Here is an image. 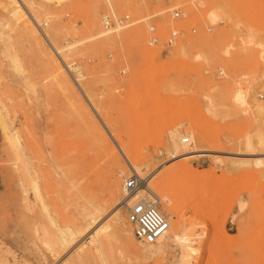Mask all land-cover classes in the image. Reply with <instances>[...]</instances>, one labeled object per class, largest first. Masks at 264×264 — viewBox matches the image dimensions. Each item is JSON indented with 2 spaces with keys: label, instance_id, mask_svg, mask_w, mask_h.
Returning <instances> with one entry per match:
<instances>
[{
  "label": "rangeland",
  "instance_id": "rangeland-1",
  "mask_svg": "<svg viewBox=\"0 0 264 264\" xmlns=\"http://www.w3.org/2000/svg\"><path fill=\"white\" fill-rule=\"evenodd\" d=\"M212 11L219 15L214 25ZM106 14L126 15L130 25L104 32ZM172 31V46L150 43ZM262 88L264 0H0V116L22 156L16 160L0 124V264H77L73 252L54 253L51 219L64 227L75 211L99 207L90 231L114 212L121 219L111 223L120 243L103 247L107 264L121 257L134 264H264V128L248 111H223L235 90L246 91L250 105ZM209 100L215 117L205 108ZM174 135L192 136L181 145L194 154L173 158ZM248 135L256 152L247 156ZM134 174L165 196L173 213L156 207L167 222L179 223L150 260V246L134 239L119 205L123 181ZM111 179L118 185L113 203ZM91 241H80L83 264H104Z\"/></svg>",
  "mask_w": 264,
  "mask_h": 264
},
{
  "label": "bare ground",
  "instance_id": "bare-ground-1",
  "mask_svg": "<svg viewBox=\"0 0 264 264\" xmlns=\"http://www.w3.org/2000/svg\"><path fill=\"white\" fill-rule=\"evenodd\" d=\"M38 2L41 5H60V3L67 1V0H33ZM104 3H108V0H103ZM26 3H28L26 1ZM38 5V4H37ZM63 5V4H62ZM32 6V5H31ZM27 7V6H26ZM37 7V6H36ZM35 7V8H36ZM54 7V6H53ZM57 7V6H56ZM55 7V8H56ZM33 8V7H32ZM50 8V7H48ZM52 8V7H51ZM46 9V8H45ZM33 10V9H32ZM39 10V9H38ZM41 10V9H40ZM39 10V11H40ZM53 11V9H51ZM46 11V10H45ZM50 11V10H49ZM48 11V12H49ZM55 11V10H54ZM30 12V11H29ZM36 13V12H35ZM56 13V11H55ZM37 14V13H36ZM55 15V14H54ZM207 19L208 22L211 25L217 24V22L219 21V15L217 12L212 11V12H208L207 13ZM33 21V20H32ZM31 21V22H32ZM94 22V21H93ZM92 21H89V26L91 28V30H94V23ZM36 25V24H35ZM37 26V25H36ZM43 26H46V24H43ZM38 28V26H37ZM42 32V31H41ZM97 39L101 37L100 33H96L95 34ZM105 35V34H104ZM104 37V36H103ZM105 40V39H104ZM48 44H50L48 42ZM53 66V65H52ZM55 67V66H54ZM54 69V68H53ZM261 87V86H260ZM78 88V87H77ZM262 92H264V88L261 89ZM81 93V92H80ZM261 93V92H260ZM246 91H242V90H235L234 92L231 93V96L228 97V101L227 103H229V105L226 104V107L224 108V113L225 114H237L240 111L244 112V111H248L250 113V115L253 116V118L255 119V122L260 125L262 128H264V104H262L261 101H259L257 99V97L253 98V96L251 95V101H250V105L247 104V99L246 98ZM207 104H205V108L207 110H209V114L213 117H215V104L209 100V102H206ZM209 103V104H208ZM246 107V108H245ZM246 113V112H245ZM222 114V113H221ZM243 114V113H242ZM224 117V115H222ZM226 117V116H225ZM224 117V118H225ZM227 118V117H226ZM0 124L3 128L4 134H5V142L6 144L13 149V151L17 154L16 160L21 161V155H18V152L20 150V143L18 140V137L15 133H11V132H7L6 127L2 125V120H1V116H0ZM256 124V125H257ZM5 125V124H4ZM261 133V131H260ZM264 134V133H262ZM261 134V135H262ZM258 135V134H257ZM258 135V136H261ZM179 135H174L172 136L171 139V146H170V150H171V154L174 156L173 158H180L184 155H191L194 154V150L193 149H189V147L186 146H182L181 142L184 138H178ZM189 139L191 140V142H193V138L192 136H188ZM188 139V140H189ZM113 140L117 143L118 145V150L120 151V155H122V157H124L123 159L125 160H130L131 154L128 151V149L123 145V143L120 141L119 138L113 137ZM190 143V142H189ZM259 143V140H258ZM262 143H264V141H262ZM192 144V143H191ZM260 144V143H259ZM190 145V144H189ZM261 145V144H260ZM242 148L243 151L247 152V156L250 154H253V152L256 150H254V146H253V141L251 139V137L248 135V137L244 138V140L242 141ZM241 151V150H240ZM256 152V151H255ZM16 156V155H15ZM14 156V157H15ZM234 156H238L237 154H234ZM241 156V155H240ZM23 166V165H22ZM135 166V165H134ZM133 169V167L131 168ZM115 170V169H114ZM133 171V170H132ZM191 172L188 173V176H192L190 174ZM112 175V174H111ZM113 177V176H112ZM120 180V179H119ZM144 182V181H143ZM121 185V184H120ZM146 184L143 186V184L141 185V189H145L148 190L152 195H154V202H153V206L156 207L159 206V204L163 205L167 210H169L170 212V206L167 204L165 196L162 195L161 192H159L158 190H156V188H145ZM35 187L32 188V191L34 192ZM120 188V187H119ZM91 190V189H90ZM118 191V185L116 184L114 179L110 180L109 186L107 187V197L109 198L110 202H112L115 198V195H117ZM96 192V191H95ZM141 193V192H140ZM97 194V192H96ZM143 194V193H141ZM148 194V193H146ZM150 194V195H151ZM92 195V193L90 194ZM93 195L94 192H93ZM100 195V194H99ZM87 196V195H85ZM97 196V195H96ZM117 197V196H116ZM86 200V198H83ZM93 199V198H92ZM95 199V197H94ZM88 200V199H87ZM98 200V199H97ZM152 200V199H151ZM94 201V200H93ZM92 201V203H93ZM100 202V201H99ZM81 203V202H80ZM83 203L85 204L84 200ZM98 203V202H97ZM96 203V204H97ZM102 203V202H100ZM99 203V206H100ZM113 203V202H112ZM84 204H82V206H84ZM89 204V202H88ZM80 205V204H79ZM91 205V204H90ZM103 205V204H102ZM120 205V204H119ZM78 206V204H77ZM92 206V205H91ZM98 206V205H97ZM118 206V205H117ZM79 208H81V206H78ZM89 207V205H88ZM86 209V207H84ZM98 208V207H97ZM105 208V207H104ZM103 207H99L98 209H94L93 211H75L74 214H72V216L69 218L68 221V225L61 227L58 226L55 222L54 219H51V224L53 226V235H52V245L54 247V253L58 256L61 252H64L65 255L69 254L70 252L75 253L74 256L77 262V264H83L84 260L86 258L85 255V251H84V247H80V241L82 240V238L84 236H89L92 241H91V251L93 253V255L99 259L102 263L107 264L105 261V257L106 255H104L103 253V247L105 244L108 245L109 241L111 240L113 245L118 246L117 243H120L118 241V239L113 235L112 233V221H118L121 220L119 219L120 217L118 215L115 214V212L113 213V216L111 218V220H109V218L107 217L106 221L104 223H102V225H97V227L95 229H93V231H90L93 226H95L99 221V218H101L100 216L102 215L103 211H104ZM117 208V207H114ZM160 208V207H159ZM158 208V209H159ZM82 209V208H81ZM92 209V208H91ZM161 209V208H160ZM77 210V208H76ZM79 210V209H78ZM173 213V212H172ZM112 214V213H111ZM102 222V221H101ZM129 224V223H128ZM168 227L167 230L165 231V233L158 239L155 241V243H153L152 245H145V246H150V249L147 253V258L150 260L151 257H154L155 255H159L162 251L161 248H159L157 246V244L160 243V241L162 240V238H164L168 233L172 232V233H176L179 231V223L177 221L175 222H171L168 220L167 222ZM131 227V226H130ZM132 229V227H131ZM133 233V232H132ZM169 236V235H168ZM170 237V236H169ZM122 243V242H121ZM141 244V243H140ZM144 245V244H142ZM132 246V245H131ZM136 247V246H135ZM115 250V249H114ZM117 251V250H116ZM131 251V250H130ZM135 252V251H134ZM141 252V251H140ZM139 252V253H140ZM116 253V252H115ZM130 253V252H129ZM132 253V252H131ZM106 254V253H105ZM121 254V253H120ZM124 254V253H123ZM64 255V256H65ZM122 255V254H121ZM141 256V254H138ZM63 256V255H62ZM125 256V255H122ZM144 256V255H143ZM132 257V256H130ZM59 258V257H58ZM57 258V259H58ZM119 258V257H118ZM134 258V257H133ZM71 259V258H70ZM72 259V260H73ZM141 259V258H140ZM146 259V258H145ZM71 260V261H72ZM139 260V258L137 259ZM118 261V260H117ZM136 262V260H135ZM140 262V261H139ZM146 262V261H145ZM75 263V262H74ZM138 263V262H137ZM141 263V262H140ZM66 264H70V260H68L66 262ZM119 264H134L133 260L127 259V258H122L119 260Z\"/></svg>",
  "mask_w": 264,
  "mask_h": 264
},
{
  "label": "built area",
  "instance_id": "built-area-1",
  "mask_svg": "<svg viewBox=\"0 0 264 264\" xmlns=\"http://www.w3.org/2000/svg\"><path fill=\"white\" fill-rule=\"evenodd\" d=\"M173 19H179L180 13L173 10L171 13ZM102 30L104 32H113L121 30L130 25L128 16H115L111 14L103 15L101 18ZM41 31V27L38 26ZM149 32L154 34V26H149ZM178 37L176 31H172L166 40L159 44L155 37L150 38V43L159 45L164 48L172 46ZM257 99L264 102V94H258ZM183 145H189L188 138H184L181 142ZM141 179L137 175H131L123 181L122 191L123 199L120 206L124 209L126 220L132 227L134 239L144 245H152L167 230L168 224L163 214L153 206L152 200L148 199L149 195H142Z\"/></svg>",
  "mask_w": 264,
  "mask_h": 264
},
{
  "label": "crops",
  "instance_id": "crops-1",
  "mask_svg": "<svg viewBox=\"0 0 264 264\" xmlns=\"http://www.w3.org/2000/svg\"><path fill=\"white\" fill-rule=\"evenodd\" d=\"M1 127V126H0ZM1 129V128H0Z\"/></svg>",
  "mask_w": 264,
  "mask_h": 264
}]
</instances>
